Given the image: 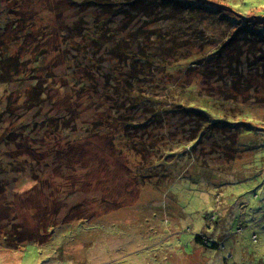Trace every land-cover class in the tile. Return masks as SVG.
<instances>
[{
	"label": "rangeland",
	"instance_id": "rangeland-1",
	"mask_svg": "<svg viewBox=\"0 0 264 264\" xmlns=\"http://www.w3.org/2000/svg\"><path fill=\"white\" fill-rule=\"evenodd\" d=\"M23 2L29 3L26 17H33L29 25H34L36 33L52 28L61 33L62 25H68L69 37L81 24L80 0L74 5L52 0V9L49 0ZM230 3L245 17L264 14V0ZM6 15L11 17L9 23L14 21L15 13L3 1L0 40L10 34L3 35ZM122 20L117 35L124 34L127 25L135 26L129 22L124 26ZM82 22L74 33L79 41L84 29L91 28L88 18ZM45 44L48 50L40 61L35 60L32 48L15 44L2 52L0 46V114L5 116L7 132L13 131L9 141L0 142V158L23 153L31 159L32 153H40L39 165L44 164L17 173L15 163L11 172L0 173V179L8 180L0 197V213L8 212L10 221L22 228L34 230L39 220L55 225L40 230L43 242L8 250L1 241L0 264H264V152H254L256 147L246 143L244 151L229 163L230 157L205 144L199 152H161L148 159L152 164L147 165L139 153L115 151L99 123L102 116L112 114L111 104L107 108L98 98L91 105L82 104L81 98L78 106L61 102V95L76 94L69 84L78 88L77 80L85 71L80 72L75 64L71 69L61 56L56 63L59 53L55 51L51 55L55 65L49 72L52 46ZM103 52L100 49L96 54ZM103 66L106 71L108 60ZM225 78L216 77L220 82ZM156 108L149 105L141 110L138 106L134 113H152ZM172 115L166 112L153 117L152 113L147 122L132 127L122 142L133 140L156 148L164 143L163 136L183 128L181 120ZM22 124L30 130L21 133L25 130ZM109 126L107 135L125 134V125ZM83 135L87 136L83 141L69 143V149L62 147L67 137L75 140ZM53 138H62V144L55 147L72 152L73 173L47 156ZM36 171L42 172L39 179ZM74 207L73 213L82 219L67 222L65 215ZM197 235L218 247L201 245Z\"/></svg>",
	"mask_w": 264,
	"mask_h": 264
},
{
	"label": "trees",
	"instance_id": "trees-1",
	"mask_svg": "<svg viewBox=\"0 0 264 264\" xmlns=\"http://www.w3.org/2000/svg\"><path fill=\"white\" fill-rule=\"evenodd\" d=\"M3 1L15 13V19L9 23L11 17L6 15L3 35L10 34L7 41L4 37L0 40L2 52H8L16 44L17 48H32L35 60L40 61L45 59L42 57L48 50L47 41L52 46L48 52L49 72L55 65L51 56L55 51V55L60 54L56 63H60L61 56L71 69L76 66L80 72L85 71L77 80L78 88L69 84L76 94L61 95L60 101L78 106L81 98L82 104L91 105L98 98L107 108L111 104L112 114L102 116L99 123L101 131L109 130V125L116 128L125 125L124 135L102 132L115 151L139 153L147 165L152 164L148 159L161 152H199L200 146L204 148L205 144H210L213 151L220 152L223 157L225 154L230 157L229 163L235 160L238 152L244 151L246 143L256 147L254 152H264V14L245 17L243 12L232 7L230 0L226 3L213 0H80L77 7L81 24L68 37L67 22H64L67 26L62 25L61 33L54 28L47 33L39 29L36 33L34 25H29L33 17H26L29 3L23 0H0V3ZM67 1L75 4V0ZM49 2L52 9L53 2ZM83 18L89 19L91 28L84 29L79 41L74 33L82 26ZM121 19L124 26L127 22L135 26L127 25L125 33L117 35V30L122 28H116ZM100 49L104 52L98 56L96 53ZM104 60H108L106 71ZM50 75L53 76V72ZM222 75L230 80L218 81L216 77ZM52 87L58 89L55 85ZM149 105L159 108L152 112L153 117L159 113L162 117L166 112L173 113V118L181 120L183 128L163 136L160 140L164 143L154 149L133 140L123 143L132 127L152 118V113H134L138 106L142 110ZM126 114V118H121ZM0 117V142L9 141L7 138L13 131L7 132L4 114ZM138 117L141 119L136 120ZM27 127L21 133L29 131ZM86 138L85 135L75 140L67 137L63 144L62 138H53L55 141L47 156L50 161H56V165L70 167L73 165L72 152L55 146L62 144L69 149V143ZM41 155L32 153L28 159L25 154L18 153L0 158V173L11 172L15 163L17 173L34 169V165L35 169L41 168L44 166L39 165ZM74 171L70 167L69 173ZM36 173L39 179L42 172ZM5 181L8 180L0 179V197L7 186ZM74 210L75 207L68 209L67 222L82 219L73 213ZM10 220L8 212L0 213V233H3L0 242L8 250H16L28 242H43L40 230L55 225L39 220L32 230ZM195 239L206 247H218L215 243H205L201 235Z\"/></svg>",
	"mask_w": 264,
	"mask_h": 264
},
{
	"label": "built area",
	"instance_id": "built-area-1",
	"mask_svg": "<svg viewBox=\"0 0 264 264\" xmlns=\"http://www.w3.org/2000/svg\"><path fill=\"white\" fill-rule=\"evenodd\" d=\"M256 238H257L256 235H253V239L256 240Z\"/></svg>",
	"mask_w": 264,
	"mask_h": 264
},
{
	"label": "clouds",
	"instance_id": "clouds-1",
	"mask_svg": "<svg viewBox=\"0 0 264 264\" xmlns=\"http://www.w3.org/2000/svg\"><path fill=\"white\" fill-rule=\"evenodd\" d=\"M257 237V236H256Z\"/></svg>",
	"mask_w": 264,
	"mask_h": 264
}]
</instances>
